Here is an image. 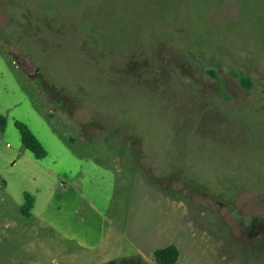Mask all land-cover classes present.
<instances>
[{"label":"rangeland","instance_id":"obj_1","mask_svg":"<svg viewBox=\"0 0 264 264\" xmlns=\"http://www.w3.org/2000/svg\"><path fill=\"white\" fill-rule=\"evenodd\" d=\"M0 116V264H264V0H0Z\"/></svg>","mask_w":264,"mask_h":264},{"label":"trees","instance_id":"obj_2","mask_svg":"<svg viewBox=\"0 0 264 264\" xmlns=\"http://www.w3.org/2000/svg\"><path fill=\"white\" fill-rule=\"evenodd\" d=\"M240 82L244 87L249 86V82L244 77H240ZM5 124L4 117L0 116V128H3ZM15 126L19 130L20 140L22 145L31 151L36 158H42L45 156V150L36 139V137L32 134L29 128L22 122L15 121ZM24 204L20 208V213L24 216H29L30 209L32 207V198L28 194H24ZM178 250L176 246L169 245L164 248L156 249L153 253L154 261L156 264H175L178 258ZM106 264H119L115 260H109Z\"/></svg>","mask_w":264,"mask_h":264},{"label":"crops","instance_id":"obj_3","mask_svg":"<svg viewBox=\"0 0 264 264\" xmlns=\"http://www.w3.org/2000/svg\"><path fill=\"white\" fill-rule=\"evenodd\" d=\"M52 187H47L45 188L42 193L39 195V199L37 200V198L35 196H33L32 198V207L29 211V213H31L32 211L35 210L37 204L39 202H41V208L40 210L43 212V214L50 208H53V209H57V193H53L52 194V190H51ZM55 199V200H54ZM30 216V215H29ZM27 216V217H29ZM56 229H57V224H53Z\"/></svg>","mask_w":264,"mask_h":264},{"label":"flooded vegetation","instance_id":"obj_4","mask_svg":"<svg viewBox=\"0 0 264 264\" xmlns=\"http://www.w3.org/2000/svg\"><path fill=\"white\" fill-rule=\"evenodd\" d=\"M263 224V221L261 222ZM253 227L256 225V224H251ZM261 225V224H260ZM259 226V225H258Z\"/></svg>","mask_w":264,"mask_h":264}]
</instances>
